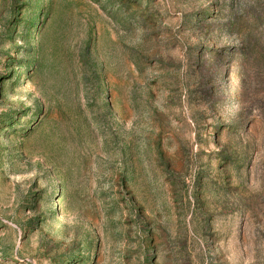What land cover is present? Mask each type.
Listing matches in <instances>:
<instances>
[{
	"label": "rangeland",
	"instance_id": "obj_1",
	"mask_svg": "<svg viewBox=\"0 0 264 264\" xmlns=\"http://www.w3.org/2000/svg\"><path fill=\"white\" fill-rule=\"evenodd\" d=\"M0 264H264V0H0Z\"/></svg>",
	"mask_w": 264,
	"mask_h": 264
}]
</instances>
